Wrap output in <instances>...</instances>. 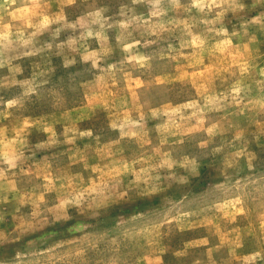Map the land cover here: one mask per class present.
Returning a JSON list of instances; mask_svg holds the SVG:
<instances>
[{
	"label": "rangeland",
	"instance_id": "374dc122",
	"mask_svg": "<svg viewBox=\"0 0 264 264\" xmlns=\"http://www.w3.org/2000/svg\"><path fill=\"white\" fill-rule=\"evenodd\" d=\"M0 264H264V0H0Z\"/></svg>",
	"mask_w": 264,
	"mask_h": 264
}]
</instances>
